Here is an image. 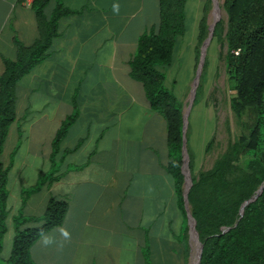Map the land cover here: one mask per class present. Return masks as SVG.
<instances>
[{"label":"crops","instance_id":"crops-1","mask_svg":"<svg viewBox=\"0 0 264 264\" xmlns=\"http://www.w3.org/2000/svg\"><path fill=\"white\" fill-rule=\"evenodd\" d=\"M34 1L0 0V77L19 45L40 39ZM57 13L46 59L18 83L16 121L3 146L8 217L0 264H9L13 219L41 218L51 198L67 203V215L31 248L35 264H188L189 218L167 170L166 122L130 75L140 38L159 25L160 0H49L45 20ZM49 174L54 181L37 190Z\"/></svg>","mask_w":264,"mask_h":264},{"label":"trees","instance_id":"trees-1","mask_svg":"<svg viewBox=\"0 0 264 264\" xmlns=\"http://www.w3.org/2000/svg\"><path fill=\"white\" fill-rule=\"evenodd\" d=\"M48 1L33 3L39 19L40 39L29 49L19 45L17 60H5V72L0 77V255L7 232L9 176L1 155L9 129L16 121L18 83L46 59L57 36V20L61 14L57 13L47 22L44 8ZM187 1L160 0L159 25L140 38L130 64L131 78L143 85L147 100L165 119L171 158L167 170L175 180L185 215L184 106L166 86V73L173 66L178 40L188 31ZM223 7L227 26L224 28L222 22L217 24L214 37L227 45L226 84L231 94V109L243 132L212 169L198 175L194 174L195 158L188 138L189 168L193 177L188 198L200 241L204 244L201 264H264V190L245 208L243 217L240 214L242 205L264 184V0H223ZM207 33V25L202 23L201 40ZM76 118L75 113L63 123L54 141V154ZM47 181H54L53 174L41 179L37 190ZM31 192H25L24 201ZM67 210L65 201L51 198L41 218L17 215L13 219L15 237L8 263L35 264L30 256L31 248L64 223ZM30 222L41 225L23 228Z\"/></svg>","mask_w":264,"mask_h":264},{"label":"rangeland","instance_id":"rangeland-1","mask_svg":"<svg viewBox=\"0 0 264 264\" xmlns=\"http://www.w3.org/2000/svg\"><path fill=\"white\" fill-rule=\"evenodd\" d=\"M187 2L188 31L184 38L178 40L173 66L166 73V86L183 103L185 111L195 85L201 49L209 36V27L215 19L212 0ZM218 2L220 7L218 24L222 22L226 28L227 14L223 0ZM202 23L208 28L207 36L203 40L200 38ZM226 55V43L214 37L208 46L206 63L198 86L196 99L199 101H195L189 115L187 136L195 158V175L212 169L216 161L243 132L231 109V94L226 84ZM204 74L206 78L203 81ZM191 248L188 264H192L196 255V244L193 241Z\"/></svg>","mask_w":264,"mask_h":264},{"label":"water","instance_id":"water-1","mask_svg":"<svg viewBox=\"0 0 264 264\" xmlns=\"http://www.w3.org/2000/svg\"><path fill=\"white\" fill-rule=\"evenodd\" d=\"M214 7H215V19L214 23L209 27V36L204 42V45L201 49V56L198 64V69L196 72V77H195V85L192 91V94L190 96V103L188 108L184 109L183 111V166L182 170L184 173L185 177V189H184V201H185V207L187 210V215L189 218V226H190V240L195 242L196 244V255L192 261V264H201V260L203 257V251H204V244L200 241L199 234L197 232V223L196 220L194 219L191 210H190V204H189V192L193 186V177L192 173L189 168V151H188V137H187V131H188V124H189V115L191 113V110L193 109V106L195 104L196 98H197V91H198V86L201 80L202 72L205 67L206 63V58H207V52H208V46L211 43L212 39L214 38L215 34V29L216 26L220 20V7H219V2L218 0H212ZM264 190V184L260 186L258 189L257 193L249 199L247 202H245L240 210L241 217H243L245 208L250 205L254 200H256L263 192Z\"/></svg>","mask_w":264,"mask_h":264},{"label":"clouds","instance_id":"clouds-1","mask_svg":"<svg viewBox=\"0 0 264 264\" xmlns=\"http://www.w3.org/2000/svg\"><path fill=\"white\" fill-rule=\"evenodd\" d=\"M60 231H61V235H62L65 239H70V233H69L67 230H65V229H61ZM43 243H44L45 245L50 244V243H52V239H51L50 237L45 236V237L43 238Z\"/></svg>","mask_w":264,"mask_h":264},{"label":"built area","instance_id":"built-area-1","mask_svg":"<svg viewBox=\"0 0 264 264\" xmlns=\"http://www.w3.org/2000/svg\"><path fill=\"white\" fill-rule=\"evenodd\" d=\"M33 0H27V4L30 5Z\"/></svg>","mask_w":264,"mask_h":264},{"label":"bare ground","instance_id":"bare-ground-1","mask_svg":"<svg viewBox=\"0 0 264 264\" xmlns=\"http://www.w3.org/2000/svg\"><path fill=\"white\" fill-rule=\"evenodd\" d=\"M194 264V263H193Z\"/></svg>","mask_w":264,"mask_h":264}]
</instances>
